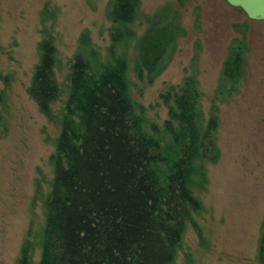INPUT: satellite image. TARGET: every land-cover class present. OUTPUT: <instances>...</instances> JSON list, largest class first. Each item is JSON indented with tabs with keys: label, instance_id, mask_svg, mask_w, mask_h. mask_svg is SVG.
<instances>
[{
	"label": "trees",
	"instance_id": "obj_1",
	"mask_svg": "<svg viewBox=\"0 0 264 264\" xmlns=\"http://www.w3.org/2000/svg\"><path fill=\"white\" fill-rule=\"evenodd\" d=\"M141 4L109 1L105 60L89 29L79 36L51 155L54 178L43 201L46 224L38 264H172L189 223L203 238L194 219L203 206L193 187L206 181L203 161L220 156L217 121L205 118L197 79L188 76L161 94L168 108L163 127L149 122L146 108L132 95L129 49L134 44L137 77L152 84L172 62L185 30L176 7L149 16ZM55 19L47 0L41 12L40 62L29 87L50 121L57 119L53 104L62 93L55 74ZM142 19L147 27L138 36L135 25ZM244 72L243 48L232 44L220 93L235 94ZM5 96L0 88V103ZM2 123L0 109V129ZM33 251L26 240L17 264H32ZM258 256L264 264V225Z\"/></svg>",
	"mask_w": 264,
	"mask_h": 264
},
{
	"label": "rangeland",
	"instance_id": "obj_2",
	"mask_svg": "<svg viewBox=\"0 0 264 264\" xmlns=\"http://www.w3.org/2000/svg\"><path fill=\"white\" fill-rule=\"evenodd\" d=\"M110 0H49L56 11L53 26L61 88L50 121L29 94L40 62L41 12L47 0H0V264H17L30 240L32 264L41 258L46 224L43 201L51 190V155L60 134V117L69 91L68 74L81 32L89 29L102 59L110 46L107 18ZM166 6L179 10L185 34L175 56L152 83L135 71V46L129 49L132 95L147 110L149 122L163 127L168 108L161 94L195 76L200 108L216 119V161H203L206 181L193 192L202 203L172 264H260L259 242L264 225V19H252L227 0H142L141 11L153 16ZM135 25L138 36L146 29ZM232 44L242 46L245 72L232 96L220 93L224 63ZM6 77V79L4 78Z\"/></svg>",
	"mask_w": 264,
	"mask_h": 264
},
{
	"label": "water",
	"instance_id": "obj_3",
	"mask_svg": "<svg viewBox=\"0 0 264 264\" xmlns=\"http://www.w3.org/2000/svg\"><path fill=\"white\" fill-rule=\"evenodd\" d=\"M227 2L241 8L252 19H264V0H227Z\"/></svg>",
	"mask_w": 264,
	"mask_h": 264
}]
</instances>
